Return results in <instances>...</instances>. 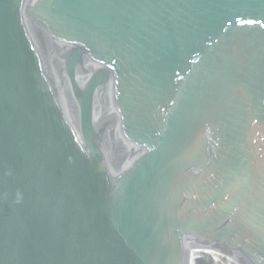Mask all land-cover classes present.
Returning <instances> with one entry per match:
<instances>
[{
	"label": "water",
	"instance_id": "95a60500",
	"mask_svg": "<svg viewBox=\"0 0 264 264\" xmlns=\"http://www.w3.org/2000/svg\"><path fill=\"white\" fill-rule=\"evenodd\" d=\"M0 264H264V0H0Z\"/></svg>",
	"mask_w": 264,
	"mask_h": 264
}]
</instances>
